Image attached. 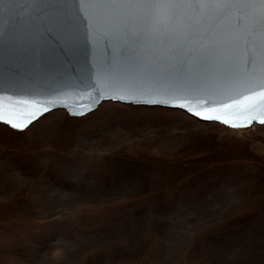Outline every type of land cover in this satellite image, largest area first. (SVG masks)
<instances>
[{
    "label": "rangeland",
    "instance_id": "1",
    "mask_svg": "<svg viewBox=\"0 0 264 264\" xmlns=\"http://www.w3.org/2000/svg\"><path fill=\"white\" fill-rule=\"evenodd\" d=\"M8 129L0 264H264V125L105 101Z\"/></svg>",
    "mask_w": 264,
    "mask_h": 264
},
{
    "label": "snow or ice",
    "instance_id": "2",
    "mask_svg": "<svg viewBox=\"0 0 264 264\" xmlns=\"http://www.w3.org/2000/svg\"><path fill=\"white\" fill-rule=\"evenodd\" d=\"M6 2L22 4L25 0H0V12ZM70 2L85 22V37L94 47L99 43L105 49L106 54L96 63V72L113 81V95L135 94L138 80L149 82L153 88L167 86L177 91L203 87L209 81L249 82L255 86L233 102L243 104L260 97L259 103L245 107L264 104V13L250 12L255 5L249 0ZM81 91L95 93L92 99L97 102L102 95L95 82ZM80 107L93 110L90 104ZM73 115L84 112L73 111ZM35 119L38 121L39 116ZM254 119L257 117L230 126L248 127ZM0 121L10 126L8 131L28 127L5 117ZM259 122L264 123V119Z\"/></svg>",
    "mask_w": 264,
    "mask_h": 264
},
{
    "label": "water",
    "instance_id": "3",
    "mask_svg": "<svg viewBox=\"0 0 264 264\" xmlns=\"http://www.w3.org/2000/svg\"><path fill=\"white\" fill-rule=\"evenodd\" d=\"M249 2L255 5L250 12L264 13L261 0ZM2 8L0 117L10 119L14 124L29 127L36 121V116L40 118L57 109L65 110L70 117H81L94 111L102 102L112 101L176 109L200 121L216 122L233 129L264 125L259 122L264 119V104L252 109L245 107L259 103L260 97L243 104L233 102L241 100L248 94V89L255 86L249 82L209 81L203 87L177 91L167 86L153 88L149 82L138 80L135 94L113 95L110 91L113 81L96 72V63L106 54L105 49L99 43L94 47L85 37V22L70 0L6 2ZM94 82L102 93L98 102L92 99L95 93L81 91ZM86 104L93 110L81 109L80 106ZM45 108L51 111H45ZM69 108L75 112L82 110L84 115H73ZM253 116L257 119L248 127L230 126Z\"/></svg>",
    "mask_w": 264,
    "mask_h": 264
}]
</instances>
